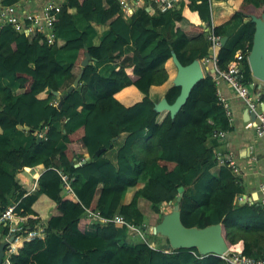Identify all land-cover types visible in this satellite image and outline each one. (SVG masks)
Segmentation results:
<instances>
[{
    "label": "trees",
    "instance_id": "trees-1",
    "mask_svg": "<svg viewBox=\"0 0 264 264\" xmlns=\"http://www.w3.org/2000/svg\"><path fill=\"white\" fill-rule=\"evenodd\" d=\"M226 1L234 14L215 27L229 38L219 50V67L229 69L241 51L243 83L258 95L257 86L251 88L248 55L256 31L251 20L264 15V0ZM149 5L146 0V7L125 19L117 0H64L54 45L39 34L0 29V216L17 203L16 214L28 218L29 229L46 226L45 238L25 243L15 264H226L197 249L163 248L169 241L160 235L130 243L127 227L92 223L87 217V211H99L107 219L121 215L144 231L148 223L141 199L161 221L163 205L180 197L186 227L222 224L230 251L264 257V209L258 203H236L244 194L242 180L221 166L216 155L213 132L231 127L212 69L175 119L168 111H156L162 100L174 104L181 94L174 85L178 70L173 56L183 66L210 56L206 26L212 25L217 7L212 0H182L174 10L152 14ZM91 23L109 28L98 44ZM86 48L94 61L84 68ZM59 52L76 57L65 66L57 60ZM100 63H110L113 71L103 76ZM78 78V88L67 94ZM55 92L67 95L61 108ZM19 134L31 143L17 147ZM124 134L115 165L107 154ZM41 165L45 171L34 190L23 174ZM142 182L143 192L138 188ZM132 189L133 199L125 204ZM46 199L54 204L49 213ZM37 204L42 208L36 209ZM42 211L48 214L46 221L40 218ZM7 231L3 227L2 236Z\"/></svg>",
    "mask_w": 264,
    "mask_h": 264
},
{
    "label": "built area",
    "instance_id": "built-area-1",
    "mask_svg": "<svg viewBox=\"0 0 264 264\" xmlns=\"http://www.w3.org/2000/svg\"><path fill=\"white\" fill-rule=\"evenodd\" d=\"M64 0H17L15 3L8 4L6 0H0V29L7 26L12 27L18 33H25L27 36L39 34L44 37L48 44L54 45L58 37L55 32L57 22L63 8ZM125 19L131 18L138 9L146 7V0H117ZM182 0H149L148 11L166 13L177 8ZM208 41L210 43V56L200 61L203 71L212 69L216 82V95L220 105L223 107L229 124L233 122L232 106L228 98L222 92V84H227L234 92L236 98L241 100L249 113L256 115L255 132L259 138L264 137V110L261 108L262 95L251 93L250 89L243 83L241 72L244 54L240 51L236 55V60L230 65L229 69L222 70L219 67L218 51L222 48V36L215 32V27L206 26ZM228 131L215 130L212 138L215 140H225ZM218 157V156H217ZM220 165L231 168L235 174H239V168L235 162L229 158H218ZM66 189L69 193L72 188L68 178H64ZM261 192L260 205L264 209V182L260 185ZM236 203L244 205L248 202L244 194L236 197ZM172 204V203H171ZM17 203L10 205L0 216V243L6 244L3 255V264H15L14 257L17 256L25 243L35 239H44L46 236V226L36 225L29 229L27 217L16 214ZM87 217L91 222L102 224L114 223L121 227H127L130 231L144 239L140 228L129 224L121 215H116L113 219H107L99 211H87ZM3 227H7L6 235H2ZM11 238H14L11 241ZM146 241V240H145ZM226 264H264V257L254 258L244 255L242 252L229 251L220 257Z\"/></svg>",
    "mask_w": 264,
    "mask_h": 264
},
{
    "label": "crops",
    "instance_id": "crops-1",
    "mask_svg": "<svg viewBox=\"0 0 264 264\" xmlns=\"http://www.w3.org/2000/svg\"><path fill=\"white\" fill-rule=\"evenodd\" d=\"M242 1L243 0H238L239 3ZM230 3H233L235 7L238 6V3L235 1H231ZM212 5L215 6V8L217 7V9L214 10V13L212 14V23L214 27H217L220 23L232 18L234 10L232 7H229L226 0H212ZM77 20L79 23L83 24V27L86 26L85 22L79 16L77 17ZM91 26L96 32L93 43L95 42V44H98L104 34L108 32L109 28L96 23H91ZM75 57V54L68 52H59L57 54V60H59L65 66L73 62ZM97 66L99 72L103 76H108L114 69L110 63H100L97 64ZM253 84L258 88V85H261L262 82L254 78ZM221 89L224 96L228 98L231 103L233 122L230 123L231 128L227 133L226 139L221 141L217 140L216 155L218 158H229L235 162L240 171L239 174L236 175L242 180L245 197L250 203L260 204L261 192L259 191V188L262 182H264V137L259 138L256 135L255 126L257 124V120L254 118L253 113H249L247 111L244 103L236 98L233 90L227 84H222ZM258 90V95H264L262 89ZM54 95L57 98V102L59 104L63 94L60 93L59 96L56 94ZM87 100L88 102H92L94 100V96L91 93H88ZM261 108L264 110V104H261ZM125 138V134L118 138V141L122 140V142H120L121 144L116 147V150L107 154V158H109L115 165L117 164V151L124 142ZM30 140V138L24 136L23 134H19L16 137L14 144L17 147H26L31 143ZM86 158L89 160L88 156ZM44 171L45 168L43 165H41L36 169L26 171L23 174L27 180L34 184V190L38 189V179ZM213 172L215 175H217L219 173V167H216ZM134 193L135 189H132L128 192L125 198V204H129L131 202ZM44 203L46 204L45 206H47L46 208L48 209L49 213L50 208L54 207V204L48 199H46ZM170 206L171 204L163 205V215L172 212L173 209L171 211L168 210V207ZM36 207V209L42 208L38 204ZM47 215L48 214H46V212L43 213L42 211L40 218L46 221ZM150 233L152 232L150 231Z\"/></svg>",
    "mask_w": 264,
    "mask_h": 264
},
{
    "label": "water",
    "instance_id": "water-1",
    "mask_svg": "<svg viewBox=\"0 0 264 264\" xmlns=\"http://www.w3.org/2000/svg\"><path fill=\"white\" fill-rule=\"evenodd\" d=\"M251 21L255 24L256 31L253 47L248 55V62L253 77L262 82L261 85H258V89H262L264 93V15L261 18L252 17ZM228 40V37L222 38V47L226 46ZM86 50V56L82 63L84 68L94 61L87 48ZM173 61L178 70L174 85L181 88V94L174 104H169L166 99L162 100L156 106V111L159 113L168 111L171 114V118L175 119L177 114L186 104L192 90L205 78V72L203 71L199 60L194 61L188 66H183L179 59L174 55ZM80 80L81 78H78L74 82V84L68 89L67 94L72 93L78 88ZM254 87L255 85L253 84L251 88L253 89ZM54 94L57 96L60 95L59 92H55ZM66 97V94L62 96L58 105L59 108L62 107ZM253 115L256 119V115ZM259 123L260 122L257 120V124ZM26 130L29 129L26 128ZM98 154H101V152ZM86 162L87 159L83 161V164ZM179 191L180 193H183L184 188H180ZM180 201L181 197L174 203L172 212L164 214L161 221L156 226L152 227V233L154 235L164 236L168 239L169 244L163 246V248L169 250L197 249L201 256L214 255L216 257H221L228 253L230 249L223 235L222 224L211 225L206 228L186 227L181 219ZM148 228V226H145L144 230H147ZM13 240L14 238H11V241ZM65 243L69 245L67 242ZM5 246L6 244L0 243V264H3Z\"/></svg>",
    "mask_w": 264,
    "mask_h": 264
},
{
    "label": "rangeland",
    "instance_id": "rangeland-1",
    "mask_svg": "<svg viewBox=\"0 0 264 264\" xmlns=\"http://www.w3.org/2000/svg\"><path fill=\"white\" fill-rule=\"evenodd\" d=\"M145 187H146V184L143 182L140 183V185L138 186L139 190L142 192L144 191ZM173 206H174V204H171V206L168 207V210L171 211L173 209ZM140 207H141L142 212L146 215V218H147L146 223H148L149 228L147 230L142 231V233L144 235V239L139 237L134 232L128 230L127 235H129L131 238L130 243H137V242L147 240V237L149 235H154L153 233H150V231L152 232V227L156 226L160 222V220H159L160 216L152 212L151 207L146 200L141 199Z\"/></svg>",
    "mask_w": 264,
    "mask_h": 264
},
{
    "label": "bare ground",
    "instance_id": "bare-ground-1",
    "mask_svg": "<svg viewBox=\"0 0 264 264\" xmlns=\"http://www.w3.org/2000/svg\"><path fill=\"white\" fill-rule=\"evenodd\" d=\"M160 232H162V231H160Z\"/></svg>",
    "mask_w": 264,
    "mask_h": 264
}]
</instances>
